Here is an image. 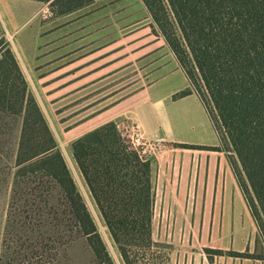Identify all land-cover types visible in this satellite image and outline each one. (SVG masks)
Masks as SVG:
<instances>
[{"label":"trees","instance_id":"1","mask_svg":"<svg viewBox=\"0 0 264 264\" xmlns=\"http://www.w3.org/2000/svg\"><path fill=\"white\" fill-rule=\"evenodd\" d=\"M55 16L95 0H37ZM228 147V161L256 224L264 259V0H141ZM0 111L21 114L0 264H57L81 239L92 264H115L0 25ZM226 144V145H225ZM70 154L121 264H168L152 237L154 190L149 157L113 121L84 133ZM211 251L213 249H210ZM225 254L221 250L212 251Z\"/></svg>","mask_w":264,"mask_h":264},{"label":"crops","instance_id":"2","mask_svg":"<svg viewBox=\"0 0 264 264\" xmlns=\"http://www.w3.org/2000/svg\"><path fill=\"white\" fill-rule=\"evenodd\" d=\"M86 7L44 17L50 10L44 2L0 0L3 34L53 130L71 141L113 121L137 122L146 135L156 134L159 146L148 156L152 228L158 211L197 219L199 232L211 235L238 233L244 223L255 228L230 152L176 145L219 146L220 139L195 92L173 98L189 82L163 37L149 33L153 22L143 2L95 0ZM139 21L150 24L148 31L134 32ZM210 130L217 141L200 142ZM246 239L250 250L253 239ZM222 245L217 248L229 249ZM243 250V245L234 249ZM231 258L264 264V259Z\"/></svg>","mask_w":264,"mask_h":264},{"label":"rangeland","instance_id":"3","mask_svg":"<svg viewBox=\"0 0 264 264\" xmlns=\"http://www.w3.org/2000/svg\"><path fill=\"white\" fill-rule=\"evenodd\" d=\"M46 4L49 7L48 3ZM43 15L44 17H48L49 15L52 16L54 14L51 10H49V12L45 10L43 12ZM149 25L150 24H148L147 22L139 21L137 26H133L132 28H134V32L143 33L145 31H148L147 27ZM142 26L146 29L144 30ZM151 32H154L153 26L152 28H149V33ZM30 92L33 94L31 90ZM33 96L35 97L43 115L46 118V121L57 142V146L60 149L62 155L64 156L69 169L71 170L72 176L74 177L77 183L78 189L84 201L86 202L90 213L95 219V222L99 228L101 235L103 236V239L105 240V243L108 246L109 251L111 252L115 264H121V262L113 252V248L108 240V236L103 227V224L100 221L93 206V203L91 202L89 194L74 167V163L70 154V144L73 140L68 141L69 139L64 138V135L61 130L57 133L55 132V130H53L51 123L49 122L41 107V102L34 94ZM22 119L23 117L21 114H11L0 111V252L1 245L3 242L6 213L10 197V187L13 182V176L15 173V157L21 135ZM132 124L133 122L119 123L117 128L122 135L127 137V135L130 134V132L132 131ZM201 141L204 144L214 143L217 141V135L216 133L214 135V132L210 130V133H207L204 139L200 138V142ZM151 145L152 148H150L149 145H147V147L144 146V148L147 149V153L148 151H156L159 146V143L158 141L156 142L152 140ZM225 149H228V147L225 146ZM165 214H167V211H158L155 214L154 224L152 228V237L156 242L160 243L164 247H167V250L169 252L168 264H230V261H234L233 264H240L238 259L234 260L233 258H231L236 256H230L227 254V252L234 251L236 247L242 245L244 250L241 252H249L254 255L263 254L261 241L259 240V242L257 243V239H259V234L258 230L256 231V227L254 228L253 226H249L248 224L244 223L242 231L236 233L237 230H234L235 232L233 233L229 232L218 236L211 235L206 232L200 233V228H198V224L193 225V222L197 221V219H180L174 217H167L165 216ZM244 217L245 216L243 213V217L241 218L243 222L245 221ZM249 220L251 222L250 214ZM245 237L251 240L253 239L252 242L254 244V247H252V249L250 250L249 248H247V239L245 240V243L243 242V239ZM230 238L233 239L232 244ZM219 245L227 246L229 249L224 250L217 248ZM210 249H213L212 251L221 250L225 254H215ZM238 258L244 259L245 257ZM91 259L92 256L89 249L86 247L85 243L81 239H78L71 243L68 247H66L65 251L62 252L57 264H92ZM249 259L254 261V259L256 258Z\"/></svg>","mask_w":264,"mask_h":264},{"label":"built area","instance_id":"4","mask_svg":"<svg viewBox=\"0 0 264 264\" xmlns=\"http://www.w3.org/2000/svg\"><path fill=\"white\" fill-rule=\"evenodd\" d=\"M132 131L130 134L127 135L126 139L128 143L136 149L140 154L149 156V152L147 153V149L144 148V146L147 147V145L152 148L151 141L154 140L156 141V134H153L151 136H148L145 134V132L142 130L141 126L137 122H133L132 126ZM124 136V135H123Z\"/></svg>","mask_w":264,"mask_h":264}]
</instances>
